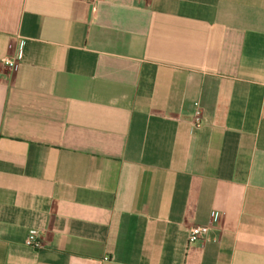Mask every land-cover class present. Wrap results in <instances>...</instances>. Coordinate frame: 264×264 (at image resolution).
Listing matches in <instances>:
<instances>
[{"label":"crops","instance_id":"obj_1","mask_svg":"<svg viewBox=\"0 0 264 264\" xmlns=\"http://www.w3.org/2000/svg\"><path fill=\"white\" fill-rule=\"evenodd\" d=\"M0 264H264V0H0Z\"/></svg>","mask_w":264,"mask_h":264},{"label":"built area","instance_id":"obj_2","mask_svg":"<svg viewBox=\"0 0 264 264\" xmlns=\"http://www.w3.org/2000/svg\"><path fill=\"white\" fill-rule=\"evenodd\" d=\"M24 39L19 38L15 45V56L12 57H5L2 60V63L9 68H14L16 64L23 60V48H24ZM207 122V120L204 118L203 110L199 103L194 104V122L193 127L194 128H200L202 125H204ZM223 216L219 213H213L211 216L212 222H220L222 220ZM217 235L214 231V227L210 224L208 225H199L195 226L190 230L189 238H188V244L194 245L201 242H216L217 241ZM25 245L29 248L33 249H40L42 248V243L40 241V233L39 231L32 230L29 232L26 240Z\"/></svg>","mask_w":264,"mask_h":264}]
</instances>
